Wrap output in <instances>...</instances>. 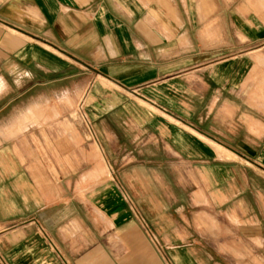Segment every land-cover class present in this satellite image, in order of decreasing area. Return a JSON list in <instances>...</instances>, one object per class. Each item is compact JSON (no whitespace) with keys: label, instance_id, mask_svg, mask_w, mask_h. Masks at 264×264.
I'll return each instance as SVG.
<instances>
[{"label":"crops","instance_id":"1","mask_svg":"<svg viewBox=\"0 0 264 264\" xmlns=\"http://www.w3.org/2000/svg\"><path fill=\"white\" fill-rule=\"evenodd\" d=\"M0 264H264V0H0Z\"/></svg>","mask_w":264,"mask_h":264}]
</instances>
